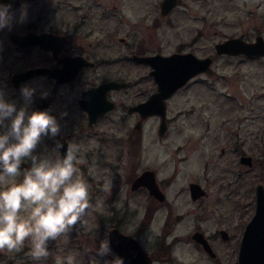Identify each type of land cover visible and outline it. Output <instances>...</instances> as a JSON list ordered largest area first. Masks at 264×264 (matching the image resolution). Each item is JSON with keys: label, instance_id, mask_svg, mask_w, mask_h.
Returning a JSON list of instances; mask_svg holds the SVG:
<instances>
[{"label": "rangeland", "instance_id": "rangeland-1", "mask_svg": "<svg viewBox=\"0 0 264 264\" xmlns=\"http://www.w3.org/2000/svg\"><path fill=\"white\" fill-rule=\"evenodd\" d=\"M111 2L115 5L111 26L119 24L118 35L126 34L131 46L170 52L179 42L197 36L201 28L203 36L191 41L190 48L197 55H211L213 61L166 98L168 125L163 135L157 132L158 117L149 116L133 147L126 138L133 121L128 117L126 129L120 123L112 126L107 157H80L78 175L89 185L92 205L84 227L76 225L67 237L49 241L46 259L33 260L26 240L18 252H0V263L12 257L13 264H67V257L72 256L74 264H94V259L111 264L118 258L111 250L104 256L96 253L101 241L107 240L108 225L132 231L144 214L145 191L130 189V171L137 161V172L153 168L167 194V204L157 210L144 233L145 242L162 233L167 239L175 235L176 240L168 253L171 257L163 254L154 264H237L238 239L254 212L256 182L261 179L264 184V55L216 54L214 44L229 36H264V0H180L169 16L161 18L157 0ZM120 10L125 17L119 15ZM156 16L157 26L152 24ZM48 19V26L56 27L55 9H50ZM118 51L113 48L108 53L113 56ZM147 70L146 65L128 61L126 65L107 64L99 72L118 73L133 82L142 75L137 94L145 97L156 86ZM130 90L134 92L135 87ZM242 153L252 156L251 165L239 161ZM191 180L206 189L196 201L189 196ZM175 214H181V219L171 220L163 230L166 217L173 219ZM195 227L213 237L218 249L215 258L188 236ZM229 227L233 236L224 241L218 230Z\"/></svg>", "mask_w": 264, "mask_h": 264}, {"label": "flooded vegetation", "instance_id": "flooded-vegetation-1", "mask_svg": "<svg viewBox=\"0 0 264 264\" xmlns=\"http://www.w3.org/2000/svg\"><path fill=\"white\" fill-rule=\"evenodd\" d=\"M160 2L161 0H157L156 11L161 18L169 16L180 0H177L176 5L165 15L160 14ZM0 5H10L11 14L10 27L0 29V90L4 92L5 99L15 103L19 109L26 106L21 96V87L34 88L36 92L32 97V103L26 106L28 113L48 111L49 114L56 117L61 126L57 136L43 137L36 150L37 155L54 154L56 145L60 143L64 145L59 149L60 155L63 156L66 152L67 142L75 141L80 145V157H95L96 155L107 157L112 126L120 123L126 129L125 122L128 117H133V121L127 127L126 138L134 147L139 140L137 132H140L146 118L149 116L158 117L159 124L158 115L149 114L141 117V113L134 108L135 105L146 100L150 93L156 89V86L145 97L141 95L140 97L137 94L139 92L137 83L142 81V75L135 77L136 84H134L133 80L118 73L107 71L105 74H101L100 68L113 62L126 65L130 61L135 65H146L148 75L154 80L153 75L149 72L150 64L139 60L137 56L192 51L191 41L196 42L199 37L203 36V29L200 28L196 31L197 36L193 39L190 38L189 41L179 42L176 48L170 52L148 51L141 44L131 46L126 34L118 35L119 24L111 26L112 7H115L111 0H55V2H51V0H0ZM50 9L56 10L58 17L56 27L48 26ZM119 15L125 17L126 13L120 10ZM157 18L158 16L152 20V24L155 26L158 25ZM194 18H198V16L195 15ZM199 18L203 21V14L199 15ZM43 33H45L44 37L32 40L33 37H37L32 34L41 36ZM256 35L262 34L257 33ZM113 48L119 49V51L111 56L108 51ZM110 79L124 84L120 87L108 88L104 92L93 90L84 94V91L89 87ZM132 87H135L134 92L130 90ZM41 93H47L46 98H41ZM109 101L112 106L104 109ZM82 103L90 104L91 110L84 108ZM62 113H67V115L62 117ZM134 163V169L130 171V189L145 191L147 201L144 203V214L132 231L119 228L115 224L108 225L106 238L109 241V229L112 226L117 227L123 233L133 236L149 257L150 264H154L160 257H163V254H168L176 244L175 235L167 239L164 233L156 234L154 239L149 242H145L144 238V233L152 225L157 210L167 204V194L163 184L161 186L157 181L156 171L153 168L146 166L137 172V161ZM27 164L30 167V162ZM144 169L153 170L155 180L163 192L161 198L150 193L145 185L131 188L134 178ZM21 170L23 171V169ZM17 180L21 181L22 176L15 178V181ZM192 181L198 182L196 180L189 181L188 191L189 183ZM198 183L201 185L200 182ZM203 189L204 194L195 199H192L189 193L191 200L196 201L204 196L206 189L204 187ZM180 219L181 214H175L173 219L170 216L166 217L162 225L163 230L168 229L171 220L179 221ZM221 230H224L225 235ZM196 231L202 232L210 251L195 239ZM218 233L224 241L233 236L230 227L229 229L220 228ZM188 236L207 255L213 258L217 256L218 249L213 243V237L211 238L198 227H195ZM240 238L238 239V249ZM132 246L131 248L134 247ZM109 248L119 257L113 251L110 243ZM168 257L171 256L168 254ZM10 258L12 259V257Z\"/></svg>", "mask_w": 264, "mask_h": 264}, {"label": "clouds", "instance_id": "clouds-1", "mask_svg": "<svg viewBox=\"0 0 264 264\" xmlns=\"http://www.w3.org/2000/svg\"><path fill=\"white\" fill-rule=\"evenodd\" d=\"M9 9L10 5H0V29L10 27ZM20 91L25 105H30L36 90L22 86ZM46 96L41 93V98ZM26 106L17 109L0 90V252H18L28 240L30 256L40 261L50 255L49 241L67 237L76 225H86L92 205L89 185L78 175L80 145L68 141L61 156L59 149L64 145L58 143L54 154L37 155L43 137L57 136L61 126L48 111L29 114ZM28 162L30 167L22 171L21 165ZM109 251L108 240L96 249L98 256ZM67 264H74L72 256ZM94 264H98L95 259ZM111 264H124L123 258Z\"/></svg>", "mask_w": 264, "mask_h": 264}, {"label": "water", "instance_id": "water-1", "mask_svg": "<svg viewBox=\"0 0 264 264\" xmlns=\"http://www.w3.org/2000/svg\"><path fill=\"white\" fill-rule=\"evenodd\" d=\"M177 0H161L160 14L165 15L174 7ZM29 35V34H28ZM32 40L44 37L45 33L34 35ZM216 54L237 55L243 54L246 56H262L264 55V37L256 35L253 39H246L241 36H229L214 44ZM139 60L148 62L150 64V74L153 75L156 83V89L150 93L148 98L143 102L135 105L134 108L141 113V117L149 114H156L159 116V124L157 132L163 135L167 128L166 119V98L169 97L178 88L186 84L195 75L204 72L212 63L213 57L211 55L198 56L192 51L186 52H172V53H153L148 55L137 56ZM123 82H118L115 79H110L99 83L96 86L89 87L84 91L88 94L93 90L105 91L108 88L123 86ZM90 105V104H89ZM82 103V106L87 110L91 107ZM111 101L104 107L110 108ZM223 148H221V152ZM241 163L251 165L252 156L250 154L242 153L239 156ZM29 165L24 163L21 169L28 168ZM15 182H20L19 180ZM138 185H145L150 193L158 197H162L163 192L159 188L154 172L151 169L142 170L132 181L131 188ZM203 187L195 181L189 183V193L192 199L204 194ZM225 235L224 230H221ZM195 239L207 248V240L203 238L200 231H196ZM109 243L113 251L123 258L124 264H150V259L147 254L141 249L135 238L129 234H125L117 227L112 226L109 229ZM131 245H133L131 248ZM134 250V251H133ZM134 254V255H133ZM238 264H264V184L261 179L255 185V205L254 212L246 222L238 249ZM0 264H13L10 257L5 258Z\"/></svg>", "mask_w": 264, "mask_h": 264}]
</instances>
